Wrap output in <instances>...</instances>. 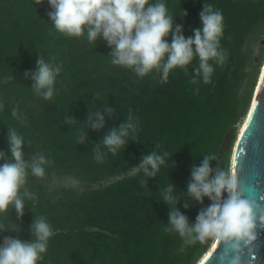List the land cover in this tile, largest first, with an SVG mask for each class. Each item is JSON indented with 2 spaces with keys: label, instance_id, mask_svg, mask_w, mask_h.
<instances>
[{
  "label": "trees",
  "instance_id": "obj_1",
  "mask_svg": "<svg viewBox=\"0 0 264 264\" xmlns=\"http://www.w3.org/2000/svg\"><path fill=\"white\" fill-rule=\"evenodd\" d=\"M164 2L186 38L202 27L204 4L223 14L221 47L228 59L223 66L213 63L211 84L199 77V84L191 83L198 59L187 72L173 69L167 83H159L154 71L138 77L110 63L112 49L103 39L95 45L86 33L77 38L57 32L48 16L53 9L47 0L40 4L0 0V102L5 105L0 111V151L11 156L7 128H15L26 143L25 159L43 153L53 161L46 166L44 178L28 177L26 186L38 196L35 205L25 200L20 220L11 206L0 215L7 230H0V246L5 237L30 242L34 217L44 216L55 235L38 264H198L207 254L212 242L184 246L178 234L165 232L171 209L161 200V192L170 183L175 186L174 195L181 199L177 208L190 225L211 204L207 197L203 204L188 198L190 207H184L191 167L199 166L205 154H216L223 167H230L235 125L245 117L257 81V75L251 84L246 81L256 68L247 39L252 32L264 36V0ZM166 39L171 43V35ZM39 55L63 65L51 100L34 94L32 79L25 78V73L36 70ZM263 59L264 49L257 66ZM97 93L99 99L94 97ZM106 105L116 113L112 118L104 113L105 127H86L88 113L102 111ZM13 107L25 122L11 116ZM130 110L139 119L135 140L128 137L117 155L108 153L103 163H97L95 144L111 127L125 122ZM66 116L76 122L66 124ZM84 127L88 138L78 145ZM227 139L228 148L222 150ZM101 150L107 151L103 146ZM153 150L169 153L157 177L149 179L142 172L131 176L130 168ZM216 167L217 161H212V168ZM67 177L78 181L80 188L52 187L56 178ZM142 180H148L146 186Z\"/></svg>",
  "mask_w": 264,
  "mask_h": 264
},
{
  "label": "clouds",
  "instance_id": "obj_2",
  "mask_svg": "<svg viewBox=\"0 0 264 264\" xmlns=\"http://www.w3.org/2000/svg\"><path fill=\"white\" fill-rule=\"evenodd\" d=\"M53 9L48 13L54 29L67 37H82L96 45L103 39L112 49L109 53L110 63L114 66L132 70L138 77H145L153 71L159 75V83H167L173 69L179 68L185 72L198 59L194 68L192 84H199L202 78L204 84L212 83L214 73L213 63L223 66L228 59V52L221 47L224 34V17L221 11L214 10L213 5L204 4L200 12L201 28L193 29L194 36L185 37L182 25H177L170 14L164 0H47ZM36 4L43 0H35ZM184 15H187L184 12ZM171 35V43L167 37ZM212 62V63H210ZM63 70L62 64L47 62L42 55L36 62V70L25 73V78L33 81L31 89L34 94L45 100H51L55 94L57 77ZM155 78V77H154ZM195 91L198 93L199 88ZM99 99V94L94 95ZM5 105L0 102V111ZM112 118L116 109L104 106L102 111L88 113L86 127L100 130L105 127V115ZM11 116L25 122L19 109L13 107ZM66 124H73L76 119L66 116ZM139 131V119L131 110L127 120L114 126L103 136L99 144H95L94 159L103 163L107 154L117 155L120 149L127 145V138L135 140ZM85 127L79 130L76 143L87 141ZM7 144L11 156L0 151V215L6 214L9 207L14 208L18 220L24 215L25 200L35 205L38 200L36 193L26 186L29 175L44 178L46 166L53 161L43 153L25 159L23 147L24 137L15 128H7ZM102 146L107 151H102ZM155 145V148H159ZM241 155L244 150L241 149ZM169 156L167 151H151L144 155L138 166H132L129 174L136 176L143 173L146 178H155L160 167ZM212 161H217V167L212 168ZM214 173V174H213ZM148 180H142L146 186ZM175 186L170 183L161 192V200L170 206L169 223L165 226L166 233H176L184 246H194L197 243L206 245L209 242L221 246L218 264H242V258L247 255L256 259L255 243L258 239L257 229L264 228V208L254 198L246 196V189L233 167H223L216 154H205L199 166L191 167V180L187 185L184 207L189 208L188 198L203 204L207 197L211 204L202 208L194 224H189L177 204L181 199L174 195ZM225 193L227 194L225 197ZM264 200V197L261 198ZM176 204L173 207V204ZM0 230L7 231L0 222ZM31 241L5 237L0 246V264H38L47 252L48 243L55 235L51 224L44 216H35L31 225ZM205 257L201 264H205Z\"/></svg>",
  "mask_w": 264,
  "mask_h": 264
},
{
  "label": "water",
  "instance_id": "obj_3",
  "mask_svg": "<svg viewBox=\"0 0 264 264\" xmlns=\"http://www.w3.org/2000/svg\"><path fill=\"white\" fill-rule=\"evenodd\" d=\"M260 78L252 98L248 121L233 148L231 167L234 166L242 186L246 189V196L254 198L261 208H264V200L261 199L264 197V67ZM228 141L229 139L224 142L222 150L228 148ZM241 149L244 150L243 155L240 154ZM257 232L256 259L252 260L245 252L242 264H264V228L258 227ZM222 248L223 245H215L210 251L208 250V255L205 254L208 257L205 264H218V256Z\"/></svg>",
  "mask_w": 264,
  "mask_h": 264
},
{
  "label": "rangeland",
  "instance_id": "obj_4",
  "mask_svg": "<svg viewBox=\"0 0 264 264\" xmlns=\"http://www.w3.org/2000/svg\"><path fill=\"white\" fill-rule=\"evenodd\" d=\"M251 34L249 36L250 37L249 41L247 39V48H249V49L251 48L253 51V57L255 59L256 68L253 70V72L249 73V78L246 81L250 82V84H251L254 75H257V81H256V85L254 87L253 96H252V98H254L255 91H256V89L260 83V80H261V78H260L261 72H262V69L264 67V59L259 64V66H257L259 63V57L262 54L263 49H264V36L260 38L258 35L256 36L255 33H253V32ZM251 103H252V100L250 102V106L248 108V111H247L245 117L242 118L241 120H239L237 122V124L235 125V127H236L235 128L236 129V139L234 141L233 148L235 147V144H236L238 138L240 137V135H241L246 123H247L246 119H247V117H249L250 107L252 106ZM233 148H232L231 158H232V154H233ZM231 158H230V164H231ZM117 179H119V178H117ZM51 185L55 189L56 188L58 189L59 187H66V188L79 187L80 188V186H78V181H76L75 179L70 178V177L61 178V179L56 178L55 181H53V183ZM211 246H212V244H211Z\"/></svg>",
  "mask_w": 264,
  "mask_h": 264
},
{
  "label": "bare ground",
  "instance_id": "obj_5",
  "mask_svg": "<svg viewBox=\"0 0 264 264\" xmlns=\"http://www.w3.org/2000/svg\"><path fill=\"white\" fill-rule=\"evenodd\" d=\"M257 88H258V87H257ZM248 118H249V117H247V119H248ZM247 119H246V121H248ZM243 130H244V129H243ZM242 133H243V131H242ZM242 133H241V134H242ZM240 136H241V135H240ZM214 247H215V245L212 244V246H211V248L209 249V251H210L212 248H214ZM208 253H209V252H207L206 255H208ZM206 255L204 256V258L206 257ZM204 258H203V259H204ZM201 261H202V260H201ZM201 261H200V262H201ZM200 262H199V263H200Z\"/></svg>",
  "mask_w": 264,
  "mask_h": 264
},
{
  "label": "flooded vegetation",
  "instance_id": "obj_6",
  "mask_svg": "<svg viewBox=\"0 0 264 264\" xmlns=\"http://www.w3.org/2000/svg\"><path fill=\"white\" fill-rule=\"evenodd\" d=\"M225 167V166H224ZM230 167H231V164H230ZM226 194V193H225Z\"/></svg>",
  "mask_w": 264,
  "mask_h": 264
}]
</instances>
